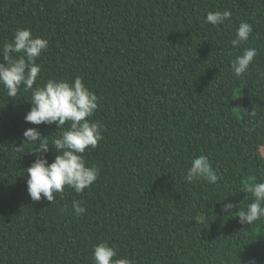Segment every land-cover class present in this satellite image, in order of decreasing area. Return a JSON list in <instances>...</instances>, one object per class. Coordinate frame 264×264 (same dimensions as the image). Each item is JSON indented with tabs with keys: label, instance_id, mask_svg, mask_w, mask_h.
I'll return each mask as SVG.
<instances>
[{
	"label": "trees",
	"instance_id": "trees-1",
	"mask_svg": "<svg viewBox=\"0 0 264 264\" xmlns=\"http://www.w3.org/2000/svg\"><path fill=\"white\" fill-rule=\"evenodd\" d=\"M224 10L230 21L206 23ZM241 22L253 32L233 48ZM22 28L49 42L34 87L81 77L97 95L103 139L83 156L100 174L82 193L32 201L24 170L37 157L23 133L63 129L26 123L31 92L0 86V264H94L101 242L134 264H264V219L222 211L246 207L245 186L264 182V0H0V47ZM247 47L258 55L238 79L231 62ZM201 154L215 184L185 182Z\"/></svg>",
	"mask_w": 264,
	"mask_h": 264
},
{
	"label": "clouds",
	"instance_id": "clouds-1",
	"mask_svg": "<svg viewBox=\"0 0 264 264\" xmlns=\"http://www.w3.org/2000/svg\"><path fill=\"white\" fill-rule=\"evenodd\" d=\"M232 13L228 10L208 12L206 23L214 26L230 21ZM253 27L247 22H241L231 40L233 48L248 42ZM47 39L34 36L30 29H17L12 42H6L0 47V86L7 96L16 97L23 87L25 92H31V108L24 120L32 125H55L61 130L58 138L44 136L39 127H31L24 131V142L31 146L30 154L36 159L24 170L26 173L27 192L34 202L46 199L56 201V195L63 197L65 187L82 193L98 179L100 168L86 166L83 154L87 149H95L103 139V125L90 118L99 107L97 95L90 91L81 77L74 82L68 80H47L43 86H36L37 78L41 72V65L36 61L48 49ZM258 51L254 47L244 48L243 52L231 62V71L235 77L242 79L248 73L250 65ZM264 80V72L258 73ZM248 111H245L247 114ZM252 115L255 112L252 111ZM69 124L64 129L65 124ZM55 150V159L49 163L46 154ZM256 154L264 157V146L257 145ZM264 178V173L261 174ZM186 183H193L202 179L215 184L218 176L212 169L208 157L199 155L191 161L184 177ZM245 192L251 194V202L246 207L238 206L239 210H232L237 205L232 202L223 203L222 211L229 216H238L240 224L253 225L254 222L264 219V182H256L245 186ZM225 200V199H223ZM221 200V201H223ZM82 201L73 200L72 207L77 216L86 212ZM94 264H134L131 259H114L117 251L107 242H101L93 249ZM246 264H256L250 259Z\"/></svg>",
	"mask_w": 264,
	"mask_h": 264
}]
</instances>
